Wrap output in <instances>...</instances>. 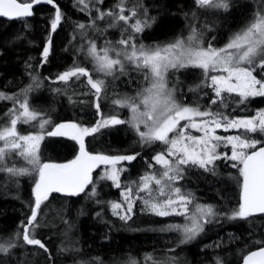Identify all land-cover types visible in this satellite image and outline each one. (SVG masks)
<instances>
[{
    "label": "trees",
    "instance_id": "1",
    "mask_svg": "<svg viewBox=\"0 0 264 264\" xmlns=\"http://www.w3.org/2000/svg\"><path fill=\"white\" fill-rule=\"evenodd\" d=\"M55 3L64 18L54 33L50 30L54 9L48 4L35 5L34 15L26 21L0 19V92L19 94L33 84L34 76L38 77L39 87H33L29 94L32 107L50 118L53 124L77 122L92 126L100 116L92 105L91 94L84 95L89 92L85 87L86 78H74L68 85L54 82L59 74L81 65L92 70L94 78L104 79L107 84L101 100L103 114L118 115L128 120V109L117 108L111 101L117 95H136L146 84L143 72L126 65L123 74L117 72L115 77L103 76L93 70V62L86 53L89 41H95L99 49L106 40L115 43L120 39L125 27L123 22L109 27L112 18L105 16L89 27L96 16L94 7L90 5V11H81L77 0H55ZM117 3L118 0H104L97 7L105 11L113 10ZM137 4L142 5L137 9L140 18H143L145 8L148 17L155 18L151 27L139 34L138 42L145 46L165 45L177 37L186 38L195 28L204 45L220 47L248 23L253 13L264 5V0H230L228 11L201 8L195 0H127L126 7ZM80 23L86 25L84 30L77 27ZM49 37L51 50L44 63L42 49ZM205 84L201 70L190 68L176 82V98L185 104L207 106L213 93ZM235 99L238 98L228 97L227 109L219 105L212 107L241 117L264 110V97L250 100L247 107H236L233 103ZM12 106L11 101H0V124L8 119L5 112ZM18 129L22 133L35 131L27 124L18 125ZM230 134L237 133L230 131ZM255 136L264 140V136ZM85 144L92 153H139L136 160L124 162L123 167L127 169L121 176L124 184L138 180L149 171L148 163L164 147L159 143L142 146L136 132L127 124L101 128L95 136L86 137ZM78 149L73 140L45 136L40 144L41 162L68 163L79 154ZM226 151L230 154V149ZM11 163L28 167L22 158L15 155ZM232 163L216 161V175L192 168L179 182L185 191L194 194L196 203L210 204L221 213L211 223L205 224L204 231L187 244H179L180 233L161 231L167 224L186 223L181 216L151 215L143 210L140 201L136 202L132 217L127 222L114 215L110 205L122 202L121 189L113 187L110 181L98 180L102 166L94 176L99 193L95 199L86 194L72 198L52 195L42 204L41 215L38 216L41 227L37 236L49 252L24 245L22 240L16 239L17 247L8 255L0 256V264H131L132 261L152 264L153 260L157 264L167 261L172 264H216L217 257L223 264H238L244 255L259 247L254 244L256 239H264V216L248 220L225 218L224 214L231 212L239 202L241 178L238 169L231 167ZM159 170L158 165L151 169L154 172ZM35 178L34 174L14 177L0 172V237H14L16 232L22 231L21 225L34 204Z\"/></svg>",
    "mask_w": 264,
    "mask_h": 264
},
{
    "label": "snow or ice",
    "instance_id": "2",
    "mask_svg": "<svg viewBox=\"0 0 264 264\" xmlns=\"http://www.w3.org/2000/svg\"><path fill=\"white\" fill-rule=\"evenodd\" d=\"M42 3L54 9L50 22V30L54 33L64 18L55 0H0V18L26 21L34 15V6ZM103 3L104 0H77L81 11H90V5L95 8L96 16L89 27L105 16L112 18L109 27H115L119 22L125 26L121 38L115 43L106 40L104 46L98 49L95 41H89L86 53L93 62V70L103 76L115 77L117 72L123 74L126 65H130L143 72L146 84L134 96L117 95L111 101L117 108H127L131 112V118L125 120L118 115L103 114L101 100L107 84L104 79L94 78L92 70L76 65L59 74L54 82L66 85L74 78H86L89 92L84 95L91 94L92 105L100 116L92 126L77 122L53 124L50 118L32 107L29 94L33 87H39L38 77L34 76L33 84L19 94L6 95L0 92V101L8 100L13 105L5 112L8 119L0 124V172L14 177L33 174L36 177L30 215L22 223V231L16 232L14 237H0V256L8 255L17 247L16 239L22 240L24 245L49 252L36 233V229L41 227L38 216L41 215L42 204L53 193L67 197L86 194L95 199L99 193L92 174L101 166L103 169L98 174V180L110 181L113 187L121 189L122 202H112L110 205L113 214L127 222L132 217L136 202L140 201L143 210L151 215L181 216L186 223L167 224L161 229L180 233L182 238L179 244L196 239L204 231L205 224L221 215L210 204L196 203L194 194L180 186L179 182L192 168L216 175V161L233 162L231 167L238 169L241 178L239 202L231 212L224 214L225 218L248 220L264 216V140L255 136H264V110L241 117L212 107L219 105L227 109V99L231 96L238 98L233 101L236 107H247L250 100L264 97V5L253 13L244 27L229 37L227 43L216 47L212 44L205 46L195 28L186 38L177 37L165 45L145 46L138 42L139 34L151 27L155 20L148 17L147 9H144L143 18H140L137 9L142 5L127 8V0H118L113 10L105 11L97 7ZM195 4L201 8L211 7L223 11L230 8V0H195ZM77 27L84 30L86 25L80 23ZM50 50L51 37L42 49L44 63ZM186 68L201 70L203 81L206 82L204 86L213 93L207 106L185 104L176 98V88L170 86L169 73ZM21 124L31 125L35 131L22 133L18 129ZM124 124L136 132L142 146L156 143L164 146L148 163L149 171L138 180L126 184L121 180L122 174L127 171L123 167L124 162L131 163L139 153H92L85 144V138L95 136L101 128ZM218 130L225 133L235 130L237 134L219 135ZM45 136H65L75 141L79 146V154L68 163L41 162L40 144ZM221 148L230 149V154L221 152ZM13 155L22 158L28 167L12 164ZM156 165L160 170L151 171ZM254 244L259 247L244 255L242 264H264V239H256ZM131 264L136 262L132 261ZM152 264L157 262L153 260ZM165 264L172 262L167 261ZM216 264L223 262L217 257Z\"/></svg>",
    "mask_w": 264,
    "mask_h": 264
},
{
    "label": "rangeland",
    "instance_id": "3",
    "mask_svg": "<svg viewBox=\"0 0 264 264\" xmlns=\"http://www.w3.org/2000/svg\"><path fill=\"white\" fill-rule=\"evenodd\" d=\"M222 46H220V47H222ZM188 69H190V68L182 69V70H180L178 72H170L169 73V77H170L169 83H170V86H176V82L178 81V79H180L182 76H184L187 73ZM85 87L89 90V87L86 84H85ZM175 95H176V93H175ZM130 118H131V112L129 111V113L127 114V119H130ZM233 131H235V130H233ZM194 134L198 135V133H194ZM217 134H219V135H225V136L226 135H232V134H230V132L225 133V132L220 131V130L217 131ZM226 150H227L226 148H221L220 149L221 152H224ZM38 230H39V228L36 229V233L38 232Z\"/></svg>",
    "mask_w": 264,
    "mask_h": 264
},
{
    "label": "water",
    "instance_id": "4",
    "mask_svg": "<svg viewBox=\"0 0 264 264\" xmlns=\"http://www.w3.org/2000/svg\"><path fill=\"white\" fill-rule=\"evenodd\" d=\"M34 9V8H33ZM32 17V16H31ZM31 17H28L27 19H30ZM0 19H5V20H9V19H7V18H0ZM12 20H18V19H12ZM62 137H64V138H67V137H65V136H62ZM67 139H69V138H67ZM71 140V139H70ZM102 167V166H101ZM99 169L100 168H97L94 172H93V179H94V176H95V174L99 171ZM52 195H59V196H62V197H67V196H63V195H60V194H56V193H53V194H51V196ZM75 197H77V196H75ZM70 198H72V197H70ZM256 217V216H255ZM238 264H242V261L241 262H239Z\"/></svg>",
    "mask_w": 264,
    "mask_h": 264
},
{
    "label": "bare ground",
    "instance_id": "5",
    "mask_svg": "<svg viewBox=\"0 0 264 264\" xmlns=\"http://www.w3.org/2000/svg\"><path fill=\"white\" fill-rule=\"evenodd\" d=\"M184 20V19H183ZM188 22H189V20H188ZM195 23V22H194ZM191 26V25H190ZM20 227V226H19ZM140 231V230H139ZM179 253V252H178ZM157 259V258H156ZM171 259V258H170ZM177 259V258H176ZM145 261H147V260H145ZM160 261V260H159ZM150 262V261H149ZM145 263V262H144ZM162 263V262H161ZM143 264V263H142Z\"/></svg>",
    "mask_w": 264,
    "mask_h": 264
},
{
    "label": "flooded vegetation",
    "instance_id": "6",
    "mask_svg": "<svg viewBox=\"0 0 264 264\" xmlns=\"http://www.w3.org/2000/svg\"><path fill=\"white\" fill-rule=\"evenodd\" d=\"M241 261H242V260H241ZM241 261H240V262H241Z\"/></svg>",
    "mask_w": 264,
    "mask_h": 264
}]
</instances>
